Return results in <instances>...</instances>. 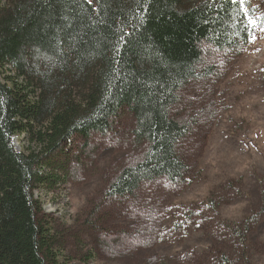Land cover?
<instances>
[{
  "label": "trees",
  "instance_id": "trees-1",
  "mask_svg": "<svg viewBox=\"0 0 264 264\" xmlns=\"http://www.w3.org/2000/svg\"><path fill=\"white\" fill-rule=\"evenodd\" d=\"M243 7L238 0H0V264H68L35 191L58 182L46 169L60 170L77 137L108 134L126 107L134 140L147 151L105 199L123 203L145 183L188 180L179 147L189 126L172 110L190 83L216 74L201 66L204 46L237 54L249 42ZM19 134L38 151L16 150ZM217 200L214 193L199 206L219 216ZM259 216L219 223L244 257Z\"/></svg>",
  "mask_w": 264,
  "mask_h": 264
},
{
  "label": "rangeland",
  "instance_id": "rangeland-1",
  "mask_svg": "<svg viewBox=\"0 0 264 264\" xmlns=\"http://www.w3.org/2000/svg\"><path fill=\"white\" fill-rule=\"evenodd\" d=\"M238 1L248 23L254 21L249 42L237 54L204 46L201 66L216 74L190 83L172 110L189 126L179 147L191 170L186 182L174 187L157 180L123 203L105 199L114 179L147 151L134 140L127 107L112 131L77 137L60 170L46 169L58 182L38 187L35 198L62 263L264 264V0ZM8 2L1 0L3 6ZM12 142L20 152L38 151L25 134ZM214 193L219 216L199 206ZM256 214L259 223L244 257L219 223H241Z\"/></svg>",
  "mask_w": 264,
  "mask_h": 264
},
{
  "label": "snow or ice",
  "instance_id": "snow-or-ice-1",
  "mask_svg": "<svg viewBox=\"0 0 264 264\" xmlns=\"http://www.w3.org/2000/svg\"><path fill=\"white\" fill-rule=\"evenodd\" d=\"M249 23H254V21H251V20H250Z\"/></svg>",
  "mask_w": 264,
  "mask_h": 264
}]
</instances>
